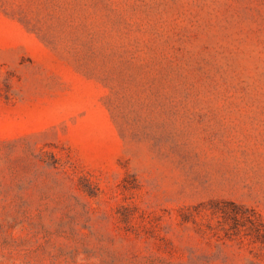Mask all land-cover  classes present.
<instances>
[{"label": "rangeland", "instance_id": "obj_1", "mask_svg": "<svg viewBox=\"0 0 264 264\" xmlns=\"http://www.w3.org/2000/svg\"><path fill=\"white\" fill-rule=\"evenodd\" d=\"M0 264H264V0H0Z\"/></svg>", "mask_w": 264, "mask_h": 264}]
</instances>
